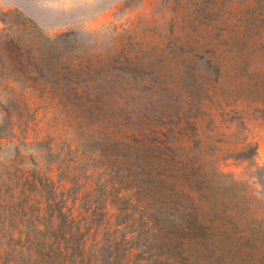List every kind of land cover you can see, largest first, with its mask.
<instances>
[{"label": "rangeland", "instance_id": "obj_1", "mask_svg": "<svg viewBox=\"0 0 264 264\" xmlns=\"http://www.w3.org/2000/svg\"><path fill=\"white\" fill-rule=\"evenodd\" d=\"M0 9L20 11L49 36L74 31L79 55L94 51L132 58L139 66L136 80L125 86L137 96L186 92L188 64L195 63L199 73L203 62L220 63L221 74L207 70L198 147L191 154L204 163L225 213L239 225L264 223V0H0ZM10 83L0 77V264H27L6 249L22 250L18 235L26 238L29 230L35 236L32 226L48 220L54 203L85 209L101 222L108 191L124 187L94 142L104 139L92 126L106 127L105 114L73 109L57 100L53 88L46 93L44 87ZM132 101L142 112V98ZM61 183L66 184L62 191ZM48 200L54 203L42 205ZM114 203L106 209L113 211ZM115 233L120 247L132 245V264H170L169 252L155 249L166 241L141 230L124 242L126 232ZM247 236L217 239L216 245L226 246L217 251L219 257L264 264V235Z\"/></svg>", "mask_w": 264, "mask_h": 264}, {"label": "trees", "instance_id": "obj_2", "mask_svg": "<svg viewBox=\"0 0 264 264\" xmlns=\"http://www.w3.org/2000/svg\"><path fill=\"white\" fill-rule=\"evenodd\" d=\"M74 35L68 30L49 36L20 11L0 9V77L24 88L44 87L46 93L53 88L57 100L71 108L105 114L106 127L92 126L104 139L94 142L105 152L107 164L119 172V185L124 188L108 191L101 222L91 220L85 209L77 211L50 200L42 203H54V213L32 226L35 236H29V230L26 238L18 235L23 239L22 250L11 247L6 251L24 256L27 264H132V245L120 247L115 232H126L122 241L129 242L142 230L152 240L166 241L155 249L168 251L170 264H218L220 260L233 264V259L219 257L217 251L226 246L216 245V240L264 235V223L239 225L225 213L202 170L204 163L191 154L198 143V117L206 96L203 87L210 81L207 70L221 74L220 63L203 62L199 73H194L195 63L188 64L186 92L137 96L125 86L136 80L139 66L132 58L94 51L79 55ZM137 97L143 100L142 112L132 101ZM45 179L54 185L51 178ZM65 187L60 184L61 191ZM131 190L134 194L130 195ZM111 201L115 203L110 212L106 205ZM122 202L128 206H121ZM135 204L138 211L131 217ZM39 211L44 212V207ZM112 217L114 222L108 223ZM129 225L135 227L125 231ZM108 230L114 234L107 236ZM121 250L126 251L119 260ZM159 256L155 258L160 260ZM156 262L160 261L151 264Z\"/></svg>", "mask_w": 264, "mask_h": 264}]
</instances>
